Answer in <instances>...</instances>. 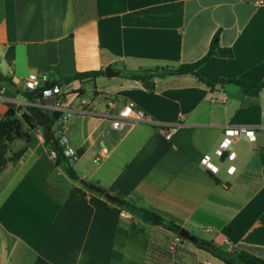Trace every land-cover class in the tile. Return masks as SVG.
I'll return each instance as SVG.
<instances>
[{
  "label": "crops",
  "instance_id": "crops-1",
  "mask_svg": "<svg viewBox=\"0 0 264 264\" xmlns=\"http://www.w3.org/2000/svg\"><path fill=\"white\" fill-rule=\"evenodd\" d=\"M256 1L0 0V72L23 90L31 72L49 83L102 70L59 86L64 102L54 128L80 152L78 178L218 246L264 249V86L252 96L184 73L154 77L150 91L122 74L195 62L214 41L217 54L198 66L200 76L264 83V0ZM108 66L120 74L105 76ZM37 92L30 102L0 83V119L8 103L41 104ZM128 100L146 119L113 128ZM228 125L253 127L256 141L235 142L236 169L228 178L221 170L220 179L199 159ZM23 145L21 158L0 173V264H144L130 232L135 216L70 179L41 130L12 147ZM251 254L264 264V250ZM197 260L223 264L212 255Z\"/></svg>",
  "mask_w": 264,
  "mask_h": 264
},
{
  "label": "trees",
  "instance_id": "trees-1",
  "mask_svg": "<svg viewBox=\"0 0 264 264\" xmlns=\"http://www.w3.org/2000/svg\"><path fill=\"white\" fill-rule=\"evenodd\" d=\"M216 54V43L212 41L207 52L195 62L183 63L177 67H156L151 70H145L144 72L123 71L122 74L125 77L136 79L141 82H149L154 77L190 73L195 75L201 82L209 87L222 86L231 83L238 86L243 93L256 96L264 86L263 82L255 83L243 78L202 77L198 74V66L206 61L211 55ZM101 74H103L102 70L75 73L69 76H62L60 81L49 82L47 85L58 84L60 86L61 84L68 83L75 79H82L89 75L95 77L96 75ZM0 83L7 85L15 90V92L23 95L28 101H34L33 97L36 91H30L26 88H23L22 90L16 87L10 78H7L1 72ZM148 89L151 91L152 86H148ZM40 111L44 115V120L39 114ZM60 117V111L50 110L33 104L8 103L7 109L0 119V173L6 169L8 164L16 163L26 151V145L19 148H13V143L17 140H21L27 144L30 140L32 131L39 129L43 134L44 145L48 152H54V156L51 157L53 163L62 169L70 179L78 181L79 178L73 168V162L79 157L80 152H75V158L65 155L64 147L59 144L58 136L56 135L54 128V125L58 124ZM47 126L49 127L48 129ZM103 191L105 190L103 189ZM68 196L74 200L78 197L73 190L68 191ZM120 199L121 203L110 202L125 209L132 216L138 217L144 223L153 227L161 228L164 231L174 234V236L178 235L181 225L176 223L173 219L167 218L153 209L139 206L131 199ZM135 228V223L131 222L130 232L132 236L136 235ZM139 231H142V228H140ZM179 237L181 240V246H177L175 251H171L166 245V242L157 239L146 240L145 247L151 255L155 256V259H158L159 261L161 260V264L167 263L168 261L173 262V259L176 264H206L196 259L193 248L207 251L223 264H259V260L251 253L253 251L259 252L264 250L262 248L245 247L241 245L230 247L218 246L213 241L201 239L197 236H195V241L188 240L181 236ZM189 246L193 248H190ZM155 263L158 264L157 262Z\"/></svg>",
  "mask_w": 264,
  "mask_h": 264
},
{
  "label": "built area",
  "instance_id": "built-area-1",
  "mask_svg": "<svg viewBox=\"0 0 264 264\" xmlns=\"http://www.w3.org/2000/svg\"><path fill=\"white\" fill-rule=\"evenodd\" d=\"M257 4H263V0H257ZM23 87L30 91L39 90L42 94V103L39 107L50 110L61 111L63 109L64 98L58 84L47 85V79L44 75H38L34 72L29 73L23 80ZM80 102L85 103L84 99ZM144 120L146 119L143 112L137 108L132 100L126 101L118 112L111 118L110 125L113 128H120L128 119ZM175 126L164 127L162 132L166 139H169ZM240 139H245L250 146L256 141L255 129L251 126L228 125L223 128L222 134L216 145L211 151L204 152L199 159L200 164L213 176L220 178L221 170L226 177H230L235 169L236 151L234 144ZM58 142L64 147L65 155L75 158V150L66 144L67 140L64 135L58 137ZM107 149L102 147L101 155H105ZM54 156V152H50ZM97 158L94 159V162ZM181 244L179 235H175L172 243L168 246L171 251H175L177 245Z\"/></svg>",
  "mask_w": 264,
  "mask_h": 264
},
{
  "label": "rangeland",
  "instance_id": "rangeland-1",
  "mask_svg": "<svg viewBox=\"0 0 264 264\" xmlns=\"http://www.w3.org/2000/svg\"><path fill=\"white\" fill-rule=\"evenodd\" d=\"M136 222H135V226H136V231H135V243H136V251L137 254L136 256L139 257V259H141V262L148 263V264H155V256L151 255L146 247H145V243L146 240H150V239H157L159 241L162 242H166V245L169 246L174 238V234L164 231L161 228L158 227H153L147 223L142 222L138 217L135 218ZM133 222V221H132ZM142 228V231H139V229ZM186 229L189 231L190 234L197 236L201 239H207L208 235L207 234H201V232H199V230H197L196 228H192L189 226H186ZM178 247L181 246L177 245ZM190 248H193L191 246H189ZM169 248V247H168ZM194 250V254L196 259H202V258H210V255L207 251L202 250V249H197V248H193ZM174 258V255H173ZM174 259L173 262L172 261H168L167 263H163V264H176L174 263Z\"/></svg>",
  "mask_w": 264,
  "mask_h": 264
},
{
  "label": "water",
  "instance_id": "water-1",
  "mask_svg": "<svg viewBox=\"0 0 264 264\" xmlns=\"http://www.w3.org/2000/svg\"><path fill=\"white\" fill-rule=\"evenodd\" d=\"M113 74H120V71L114 70L110 66L104 68V75L105 76L109 77V76H111ZM143 85L146 86V87L152 86V82H144ZM36 95L38 97L42 96L40 91L37 92ZM39 114H40L41 118L44 120L43 113L40 111ZM48 128L49 127L47 126V129ZM79 182L81 184L85 185L88 189L93 190L95 192L101 193L106 199H108V200H110L112 202H115V203H121V199L119 197L109 193L108 191H103V189L100 186H98L97 184L91 183V182H86V180H84V179H79ZM178 235L181 236V237H184V238H186L188 240H191V241H195L196 240L195 236L190 234L189 231L186 228H184V227H181L179 229Z\"/></svg>",
  "mask_w": 264,
  "mask_h": 264
}]
</instances>
